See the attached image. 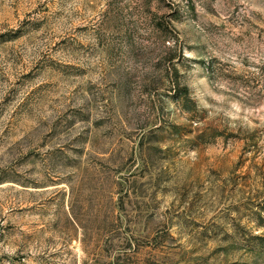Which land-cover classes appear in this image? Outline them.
<instances>
[{
    "label": "rangeland",
    "instance_id": "374dc122",
    "mask_svg": "<svg viewBox=\"0 0 264 264\" xmlns=\"http://www.w3.org/2000/svg\"><path fill=\"white\" fill-rule=\"evenodd\" d=\"M0 264H264V0H0Z\"/></svg>",
    "mask_w": 264,
    "mask_h": 264
}]
</instances>
